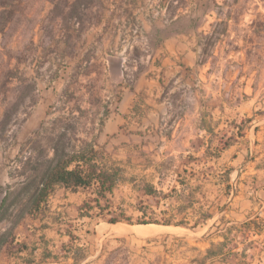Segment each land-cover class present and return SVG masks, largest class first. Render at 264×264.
Instances as JSON below:
<instances>
[{"label": "rangeland", "instance_id": "1", "mask_svg": "<svg viewBox=\"0 0 264 264\" xmlns=\"http://www.w3.org/2000/svg\"><path fill=\"white\" fill-rule=\"evenodd\" d=\"M160 32L167 37L189 35L197 48V62L204 65L202 74L218 77L220 96L224 98L226 91L233 110L246 104L244 117L233 118L226 129L235 124L243 129L253 114L263 113L264 0H0V206L4 204L0 234H6L9 243L18 226L39 225L55 216L46 203L35 210H30V204L41 179L62 153L92 148L99 167L115 175L111 194L98 199L102 211L95 210L92 226L110 218L132 223L165 220V212L185 205L171 191L177 186L174 174L163 177L161 194L146 196L142 188L152 178L138 167L176 170L180 162L174 157L182 149L177 142L163 147L151 138L144 151L149 159L133 151L130 166L128 126L117 130L111 124L144 66L142 47L152 43L151 36L156 41ZM242 147L238 144L231 150L238 152ZM223 160L217 162V169ZM246 163L239 156L229 164L233 197L227 201L217 191V206H227L204 227L142 238L112 233L110 225L103 264H192L211 243L222 241L221 234L229 229L236 240L229 241V247L235 241L236 250H246V256L227 264H264V162L260 160V174L247 172ZM201 169L208 171L206 166ZM95 189L87 190L94 193ZM57 190L47 201L63 203L60 216L73 214L70 204L76 203ZM212 196L201 198V204L206 206ZM185 214L171 220L193 222V212ZM255 216L260 217L258 224L248 226L251 231L245 239L238 237L240 224ZM257 230L260 235L253 233ZM64 231H68L67 221ZM175 235L180 239H174ZM116 244L120 247L111 250ZM164 244L172 245V256L165 257ZM150 246L157 248L145 255L142 249ZM7 251L15 253L17 246Z\"/></svg>", "mask_w": 264, "mask_h": 264}, {"label": "crops", "instance_id": "2", "mask_svg": "<svg viewBox=\"0 0 264 264\" xmlns=\"http://www.w3.org/2000/svg\"><path fill=\"white\" fill-rule=\"evenodd\" d=\"M160 33L161 36L155 35L156 41H159L157 47L154 48V43L157 42L152 41V36L150 38L152 43L144 47L140 44L145 54L141 60L144 66L140 67L132 90L129 91L128 100L122 102L119 114L112 117L111 124L117 130L128 126L130 166L134 161L133 151L145 153L151 138L156 139L157 145L163 147L176 141L182 148L174 157L180 162L176 170L170 167L166 172L161 167L151 170L145 164L143 166L139 164L138 167L146 177L151 175V181H147L145 186L151 187L157 194H161L158 190H162L159 186L163 177L166 178L167 174L176 176L177 186L171 191L176 195V199H179L176 201L186 202L184 206H181L182 204L176 206L169 213L178 214V210L183 209L181 214L187 216L185 212L192 211L193 222L186 218L182 219L192 225L201 210H216L217 191H220V195L227 201H231L233 197L231 180L229 178L227 182L222 181L220 177L223 172L230 170L232 160L239 156L246 158L247 172L260 174L263 165L260 164V160L264 162V108L263 113L253 114L243 129L239 124L226 129L233 118L244 117L246 104H240L233 110L231 103L228 104L226 100V91L224 98L220 96V91L216 87L218 77L202 74L201 69L204 65L198 64L197 48L189 35L176 33L167 37ZM140 57L141 54L137 52L135 60L139 61ZM120 65L122 67V64ZM219 131L223 132L218 136ZM225 142L229 145L219 153V157H216L217 146ZM238 144H244L245 147L238 152L231 150ZM232 152L234 154L230 156ZM146 153L143 155L145 159H149ZM227 156L229 161L226 160ZM169 157L172 160V156ZM223 158L217 169L215 165ZM135 163H140V160ZM201 166H206L208 171H202ZM257 179L260 180V177ZM57 189L64 192L65 199L76 203L70 204L74 213L65 212L60 216L58 212L65 208L63 203L58 201L50 205L47 201V208L52 211L51 215L55 216L46 217L39 225L29 223L18 226L14 240L6 243L0 252V264H103L102 255L111 234L108 230L110 224L95 222L92 226L91 222L95 217L87 216L81 210L82 204L93 199L95 195L87 189L77 188L71 191L58 187L48 200L56 195ZM211 194L213 200L206 201V206L202 205L200 199H209ZM168 198L167 195L165 199ZM196 204L199 206L195 207ZM226 206L227 204L223 208ZM95 210V208L92 210L93 215ZM247 220H250V217H247ZM66 221L68 231H64ZM12 245L17 246L15 253L7 251ZM118 247L120 245L116 244L111 250ZM156 248L150 246L142 250L148 255L153 254ZM170 249L171 244L163 245L165 257L170 254Z\"/></svg>", "mask_w": 264, "mask_h": 264}, {"label": "trees", "instance_id": "3", "mask_svg": "<svg viewBox=\"0 0 264 264\" xmlns=\"http://www.w3.org/2000/svg\"><path fill=\"white\" fill-rule=\"evenodd\" d=\"M232 139V138H230ZM229 143H222L216 148V157H219V153L224 150ZM229 172L227 170L223 172L220 179L222 181H229ZM117 180L115 179V175L110 173L109 170H105L102 167H99V163L97 162V153L92 148L83 149L79 151H73L70 153H62L58 156L54 164L48 169L46 174L43 176L40 182V188L38 189L34 199L30 204V210H35L41 206L42 203H46L48 197L53 193L56 186L62 187L66 190L74 191L77 188L88 189L92 186H95L96 189L93 193L95 197L92 200H88L87 202L82 204V212L87 216H93L92 210L100 209V204L98 199H105L106 194H111L114 185ZM227 191L229 190V186L226 187ZM143 192L147 196H156L157 192L154 191L151 187L145 186L143 188ZM166 197V196H165ZM4 204L0 206V212L3 209ZM223 209V206H217L216 210L213 211H203L199 212V217L195 221L194 224L189 225L188 222L184 220L173 221L171 220L176 216V214H170L169 211L164 213L166 218L165 220H139L135 223H132L130 220H121L118 218H110L105 220L106 223L114 226L121 224L119 222H126L127 224H136V225H148V224H158V225H172L177 227H182L187 230L195 231L197 228H202L205 226L208 220H211L216 215V212H219ZM183 209L178 210V214H181ZM1 220V218H0ZM223 220V219H221ZM257 221H260L259 216H255V220H248L247 222H243L240 224V230L238 232V237L241 239H245L247 237L248 232L251 231L248 226L255 225ZM118 223V224H116ZM258 224V223H257ZM214 225L210 226L207 231L201 235L200 239L204 238L206 234H208L209 230ZM247 229V230H246ZM255 235H260V230L253 232ZM232 230L229 229L224 234H221L223 238L222 241L214 244L211 243L210 246L205 250L203 255H199L193 260L191 263L194 264H208L217 262L218 264H227L229 260L235 259L239 261L240 258H245L246 250H242L241 252L237 251V243H235V239H231ZM168 237V236H166ZM174 239H180V236H172ZM235 237V236H234ZM231 240H235L234 244L229 247L228 242ZM6 234H0V252L3 247L7 243ZM171 256V254H170ZM239 263V262H237ZM171 264V263H169Z\"/></svg>", "mask_w": 264, "mask_h": 264}, {"label": "bare ground", "instance_id": "4", "mask_svg": "<svg viewBox=\"0 0 264 264\" xmlns=\"http://www.w3.org/2000/svg\"><path fill=\"white\" fill-rule=\"evenodd\" d=\"M112 233L116 234H135L138 236H152L157 235L166 231H182V228L174 227H164L160 225H127V224H118L111 227Z\"/></svg>", "mask_w": 264, "mask_h": 264}, {"label": "water", "instance_id": "5", "mask_svg": "<svg viewBox=\"0 0 264 264\" xmlns=\"http://www.w3.org/2000/svg\"><path fill=\"white\" fill-rule=\"evenodd\" d=\"M127 225H129V224H127ZM150 225V224H149ZM155 225V224H154ZM130 226H132V225H130ZM160 226H164V227H172V226H165V225H160ZM175 228V227H174Z\"/></svg>", "mask_w": 264, "mask_h": 264}]
</instances>
